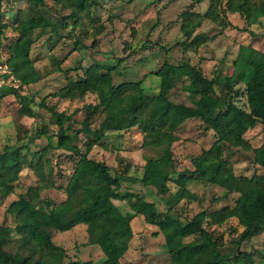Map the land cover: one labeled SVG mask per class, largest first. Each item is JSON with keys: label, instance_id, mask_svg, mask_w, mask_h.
<instances>
[{"label": "trees", "instance_id": "16d2710c", "mask_svg": "<svg viewBox=\"0 0 264 264\" xmlns=\"http://www.w3.org/2000/svg\"><path fill=\"white\" fill-rule=\"evenodd\" d=\"M26 1L28 10L19 11L14 26H11L18 37L9 46L10 74L7 79L29 87L42 79L31 58L36 32L58 34L65 19H72L73 30H76L83 17H92L97 1L54 0V6L70 12L59 24L45 16L44 10L50 11L45 0ZM206 1L192 0L190 9L180 16L184 37L181 45L185 51L196 52L215 39L197 33L206 20L223 28L229 25L227 14L241 15L249 26L264 20V0H209L205 14L194 11L195 6ZM8 27H0V41ZM104 31V27H100L95 37ZM248 65L252 76L243 92L236 89L237 83L232 82L229 75L217 72L209 78L196 65H174L168 61L154 73L160 79V85L159 92L153 96L145 92L142 82L116 85L112 70H103L97 63L76 80H70L55 97L74 101L95 95L97 103L84 108L87 114L84 123L91 129L90 119L98 116L99 126L90 131L100 136L89 138L82 146L70 142L68 125L71 117L43 102L41 107L51 115V124L57 131L49 135L48 129L43 127L31 136L45 138L47 145L33 151L30 145L20 141V144L7 145L0 151V191L14 194L15 184L25 170L33 172L40 181L39 186L29 187L6 208L5 218H12L14 224H0V264H92L77 260L65 262L68 259L65 249L53 240L57 233L72 231L80 225L87 228L88 244L98 246L103 252L105 260L102 264H120L135 237L132 221L138 216L158 229L155 236L164 237L171 258L168 264H233L244 260L246 264H254L240 247L264 230V175L237 177L232 165L224 159L223 150V146L229 145L253 151L254 164L264 169V144L252 149L230 120L235 100L245 96L246 119L252 127L264 124V52L252 49ZM56 71L63 72L61 67ZM179 83L183 84L190 105L171 100V92ZM9 90L21 104L19 113L24 117H35L37 113L30 106L33 100L22 96L15 87ZM2 97L0 94V107ZM132 97L138 98L134 110L128 107ZM193 119L201 120L213 131L216 142L192 160L193 170L179 172L173 146L179 141V128ZM133 129L143 135L142 149L156 153L155 157L145 156L141 177L130 176L129 165L124 171H118L91 157L95 147L107 149L101 140L109 133ZM51 150L63 151L75 161L65 188L55 183L56 165L47 157ZM222 177L232 180V192L239 195L233 207L226 206L212 213L204 210L191 219H183L178 214L177 208L183 202L200 201L190 191V184H214ZM125 182L155 189L166 209L161 211L157 202L149 201L141 193L124 192ZM170 184L176 186L175 192ZM48 189L64 192L66 201L55 204L46 200L42 193ZM117 198L128 203L129 212L123 213L115 205ZM231 220H236L243 231L231 242V251L226 252L224 237L208 227H223Z\"/></svg>", "mask_w": 264, "mask_h": 264}, {"label": "rangeland", "instance_id": "374dc122", "mask_svg": "<svg viewBox=\"0 0 264 264\" xmlns=\"http://www.w3.org/2000/svg\"><path fill=\"white\" fill-rule=\"evenodd\" d=\"M50 11L44 10L47 18L57 24L63 18H68L70 12L54 6V0H45ZM92 17H83L80 26L73 30L72 19H65V25L60 26L59 33L35 34V44L31 51V58L42 79L39 83L29 87L19 86L12 79L0 89L3 95L0 107V151L7 145H30L33 151H39L47 145V140L35 139L36 134L43 127L48 134H55L57 128L51 124V115L41 107L45 102L48 106H56L59 112H65L71 117L69 122L70 142L82 146L91 137L97 138L100 134L92 131L99 126L98 116L90 119L91 129L84 121L87 117L85 107L97 103L95 95H87L81 100H60L55 97L70 80H76L83 75L94 63L103 70H112L116 85L129 82H142L145 92L151 96L159 92L160 79L154 75L166 61L174 65L191 63L199 67L204 74L212 78L215 73L229 75L232 82H236V89L241 92L252 76V69L248 65V58L252 49L264 52V20L249 26L239 14H227L223 28L206 20L197 30L215 39L198 51H185L181 45L184 37L181 33L180 16L190 9L192 0H96ZM262 1V0H258ZM210 1L195 6L194 11L205 14ZM28 10L26 0H0V27L9 26L0 41V62L7 64L9 46L18 35L11 26H14L18 12ZM100 27L105 31L95 37ZM61 36V37H59ZM78 42V45H76ZM95 44V46H93ZM61 67L63 72H57ZM15 87L22 96L31 98V108L37 113L35 117L22 116L19 113L21 104L10 92ZM171 100L175 103L190 105L183 84L179 83L171 92ZM138 105V98L128 100V107L134 110ZM248 105L245 96L235 100V107L231 110L230 120L232 127L252 149L264 144V124L259 123L252 127L246 119ZM92 130V131H90ZM179 141L174 144L173 152L176 168L179 172L193 170L192 160L209 150L216 142V137L201 120L187 121L177 131ZM20 138V139H19ZM143 135L137 129L126 132L109 133L101 143L107 149L95 147L91 157L105 162L118 171H124L130 166V176L141 177L145 156L155 157L154 151L142 149ZM224 159L229 162L237 177H252L256 174L264 175V169L254 164V152L243 148L223 146ZM47 157L56 165L55 183L65 188L74 170V159L63 151L51 150ZM60 173V174H59ZM40 181L30 170H25L15 184V193L9 194L0 191V224L13 225L12 218H5L8 205L24 194L31 186H39ZM172 192L176 186L170 184ZM190 191L200 199L197 203L183 202L177 212L183 219H191L201 211L209 213L219 211L223 207H233L239 195L232 192L233 182L227 177L219 178L214 184L192 183ZM124 192H136L146 196L149 201L158 203L161 211L166 209L159 201L153 188H146L141 184L125 182ZM42 197L61 204L66 201V194L57 189L44 190ZM115 205L123 212H129L127 202L117 198ZM135 234L130 250L120 264H168L171 260L165 248L162 235L155 236L158 229L148 225L142 216L132 221ZM217 235L224 237L227 242L226 252L231 251V242L237 238L243 229L236 220H231L223 227H208ZM54 243L65 249L69 260L84 263L102 264L105 256L98 246L89 245L87 228L80 225L72 231L57 233ZM241 252L249 254L254 264H264V230L245 242L240 247ZM233 264H246V261Z\"/></svg>", "mask_w": 264, "mask_h": 264}, {"label": "built area", "instance_id": "2783aa9c", "mask_svg": "<svg viewBox=\"0 0 264 264\" xmlns=\"http://www.w3.org/2000/svg\"><path fill=\"white\" fill-rule=\"evenodd\" d=\"M10 74V69L8 64L0 62V89H2L7 84V77Z\"/></svg>", "mask_w": 264, "mask_h": 264}]
</instances>
